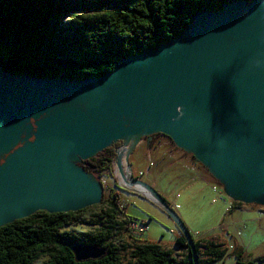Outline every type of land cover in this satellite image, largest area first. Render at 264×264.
Segmentation results:
<instances>
[{
    "label": "water",
    "instance_id": "1",
    "mask_svg": "<svg viewBox=\"0 0 264 264\" xmlns=\"http://www.w3.org/2000/svg\"><path fill=\"white\" fill-rule=\"evenodd\" d=\"M156 134L193 154L234 202L264 204V0L201 12L179 37L94 79L0 68V228L102 204L101 185L76 163L135 137L131 155ZM131 182L152 197L118 186L165 212L198 264L184 222L150 186ZM73 253L81 262L105 251L75 245Z\"/></svg>",
    "mask_w": 264,
    "mask_h": 264
},
{
    "label": "trees",
    "instance_id": "2",
    "mask_svg": "<svg viewBox=\"0 0 264 264\" xmlns=\"http://www.w3.org/2000/svg\"><path fill=\"white\" fill-rule=\"evenodd\" d=\"M253 0H0V68L12 75L39 79L84 80L112 71L123 58L138 56L179 37L201 12L219 11L224 4ZM118 142L96 157L77 162L87 174L112 176ZM131 166V165H130ZM136 180V179H134ZM116 190L126 192L118 187ZM127 193V192H126ZM107 209L97 215L96 233H74L65 229L78 222L77 213L37 214L0 228V264H125L121 249L114 245L117 226L134 225L126 200L110 191L102 200ZM123 216L127 221L117 223ZM128 231V230H127ZM180 233V232H179ZM130 264H191L185 238L175 239L188 252L177 259L171 251L137 240ZM198 264L222 260L226 251L212 240H193ZM75 245H93L103 257L78 262ZM264 264V257L259 260ZM236 264L244 262L242 253Z\"/></svg>",
    "mask_w": 264,
    "mask_h": 264
},
{
    "label": "rangeland",
    "instance_id": "3",
    "mask_svg": "<svg viewBox=\"0 0 264 264\" xmlns=\"http://www.w3.org/2000/svg\"><path fill=\"white\" fill-rule=\"evenodd\" d=\"M128 162L131 180L134 178L156 191L184 222L193 240H212L222 246L225 257L212 264H236L239 253L244 262L263 264L259 260L264 257V204L234 202L209 169L162 134L141 138ZM88 175L100 182L102 200L109 198L110 191L123 195L127 214L135 219L136 224L129 225L128 231H123L127 224L117 226L120 229L115 231L114 245L121 249L125 264H130L129 255L140 243L137 240L171 251L179 260L188 255L175 245L180 233L165 212L144 196L116 190L114 181L117 185L120 183L118 173V177L107 173L100 178L94 172ZM106 209L107 206L102 204L84 209L77 216L78 222L65 230L96 233L99 226L93 223L100 222L97 215H102ZM125 221L123 216L117 218V223ZM46 260L43 256L36 264Z\"/></svg>",
    "mask_w": 264,
    "mask_h": 264
},
{
    "label": "bare ground",
    "instance_id": "4",
    "mask_svg": "<svg viewBox=\"0 0 264 264\" xmlns=\"http://www.w3.org/2000/svg\"><path fill=\"white\" fill-rule=\"evenodd\" d=\"M135 142H136L135 137L125 138L123 140L122 146L119 147L118 149L119 152H118V155H116V159H115V167H114L115 175L117 176V173H118L120 185L123 188L128 189L130 191L138 192L140 194H144L151 198L152 196L148 191H146L142 187L133 185L131 182L132 181L131 180V168L128 165L130 164L128 160L131 156L129 154L130 150L133 149V147L135 146Z\"/></svg>",
    "mask_w": 264,
    "mask_h": 264
},
{
    "label": "built area",
    "instance_id": "5",
    "mask_svg": "<svg viewBox=\"0 0 264 264\" xmlns=\"http://www.w3.org/2000/svg\"><path fill=\"white\" fill-rule=\"evenodd\" d=\"M97 180H98V179H97ZM97 180H96V181H97Z\"/></svg>",
    "mask_w": 264,
    "mask_h": 264
}]
</instances>
